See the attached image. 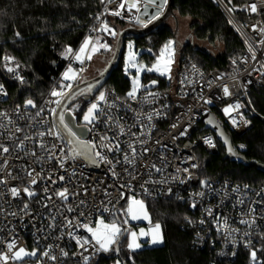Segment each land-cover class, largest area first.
I'll return each instance as SVG.
<instances>
[{
    "label": "built area",
    "instance_id": "2783aa9c",
    "mask_svg": "<svg viewBox=\"0 0 264 264\" xmlns=\"http://www.w3.org/2000/svg\"><path fill=\"white\" fill-rule=\"evenodd\" d=\"M216 1L231 18L242 42V53L225 69L207 70L182 54V44L172 76L162 83L145 84L134 97L114 88L103 89L95 98V119L90 124L77 122L88 127L87 137L79 140L92 148L93 164L80 155L73 158L55 122L59 104L76 83L71 87L54 84L40 104L28 105L27 101H8L0 78V144L9 149L7 153L0 150V180L4 181L0 183V264H115L108 258L118 256L117 245L129 229L123 219L126 202L168 196L190 205L186 223L192 230L193 247L211 248L216 264L233 263L242 250L250 253L247 263H255L251 252L264 244V183H244L229 177L204 179L197 150L220 153L216 134L201 129L208 112L237 136L251 128V115H259L250 96L254 87L264 86V0L246 1L243 20L237 19L222 0ZM133 3L136 7L130 8ZM143 3L102 0L88 37L99 44L117 40L119 21L127 27H145L149 21L139 16ZM120 4L125 7L121 9ZM116 11L120 15L112 14ZM104 24L108 30H104ZM5 57V71L22 82L20 71ZM87 64L72 63L81 68V74ZM225 86L229 94H225ZM53 90L62 95L53 96ZM101 93L103 100L99 99ZM237 104L241 107L236 108ZM226 108L230 109L228 113ZM233 146L241 151L245 143ZM97 152L106 159L101 160ZM33 178L36 184L30 183ZM13 187L20 190L16 197L10 191ZM26 187L35 195L29 197L23 191ZM65 189L67 199L57 195ZM100 220L121 224L116 242L107 251L82 226L95 230ZM141 237L151 240L150 236ZM12 242L15 247L10 250ZM20 248L36 255L17 260L14 253Z\"/></svg>",
    "mask_w": 264,
    "mask_h": 264
},
{
    "label": "trees",
    "instance_id": "16d2710c",
    "mask_svg": "<svg viewBox=\"0 0 264 264\" xmlns=\"http://www.w3.org/2000/svg\"><path fill=\"white\" fill-rule=\"evenodd\" d=\"M102 0H0V78L8 94V101L24 103L31 100L40 104L51 87L57 84L69 64L64 55L68 48L76 50L88 37L94 13ZM233 15L245 19L243 7L248 0H222ZM174 10L180 16L193 19L190 25L193 36L208 43L221 42L223 51L212 55L195 47L191 42L183 44L182 54L191 57L204 69H225L231 60L242 53L243 46L238 33L216 0H174ZM124 26L125 23L119 21ZM175 36L167 24L148 35L135 37L137 47H149L152 54L144 52L141 59L152 63L163 45ZM111 41V39H110ZM8 56L11 64L24 77L22 82L13 80L3 66V57ZM122 57L111 76L83 104L76 120L91 101L106 88H114L126 94L130 87L129 76L122 68ZM154 77L144 74L143 80ZM164 79L159 81L162 83ZM251 103L259 115H251V128L241 136L228 128L233 143L244 142L241 153L249 160L264 164V86L252 89ZM73 103L69 106L71 108ZM263 118H262V117ZM225 149L220 143V153L211 154L203 148L197 150L202 178L229 177L250 184L264 183V170L257 166H245L224 158ZM150 216L163 228V243L132 253L126 247L125 237L119 242L118 253L123 264H216L211 248L197 249L191 245L192 230L186 218L190 205L186 201L168 196L161 200H147ZM254 264H264V244L256 249ZM108 258V262L112 260ZM250 253L240 251L231 264H248ZM220 264V263H217Z\"/></svg>",
    "mask_w": 264,
    "mask_h": 264
},
{
    "label": "rangeland",
    "instance_id": "374dc122",
    "mask_svg": "<svg viewBox=\"0 0 264 264\" xmlns=\"http://www.w3.org/2000/svg\"><path fill=\"white\" fill-rule=\"evenodd\" d=\"M228 19L232 23L231 18L228 17ZM192 22H193V19L191 17L180 16L178 13H177V18L170 17L166 21V24L175 31V36H173L172 38L169 39V40L174 41V45H173L174 53L172 56V62L168 65V70L165 71L164 75H161V72L156 71V70L147 71L149 64H148L147 60L141 59V54L144 52L152 54V51L149 47H137L135 38H127L125 40L124 48H123V57H122V68H123L125 75L129 76V81H130V87L127 91V94L133 90L134 80H136L137 78H138V85L139 86L137 88L136 93L145 84L146 85H149V84L157 85L160 82L159 81L160 79L170 78L172 76L174 65L177 61L178 47H180V45H182L186 42H191L195 47H198L202 50H205L212 55H216L219 52L223 51L224 45L221 42H215V43L211 44V43H208L207 41L199 40L196 37H194L193 31L190 28V25ZM125 27H127V26L121 25V27H119V31L123 30ZM115 32H117V31H115ZM87 38H89V37H86L85 39H87ZM85 39L82 41V43L79 45V47L76 50H72L71 53H67V54H65L66 52L64 53V55L69 59V61L71 60V63H69L68 66L66 67V69L63 71L58 83L56 84L57 86H67V85L72 86L73 82L78 84L81 81L95 77L101 71H103L105 69L108 62L111 60L113 53H114L116 40L111 42L110 39H108L107 42L104 43V44L108 45L107 49L100 47L101 44H99V43H95V42L93 43L92 39H91V43L88 46L87 50L85 51V53L81 54V58H82L83 62H81L80 60H77L75 58V56H76L77 52L79 51L81 45L84 43ZM164 45H163V47H164ZM93 46L97 47L99 50L93 52L92 51ZM161 49L158 51L156 56L154 58H152V67H153V65L156 64L157 57L160 55ZM89 56H91L90 59L88 58ZM85 61H88V64H87V67L85 68L84 72L81 74V68L79 69V68L74 67L72 65V63H77L80 66H83ZM141 66H143V67H141ZM69 67H71V69L73 70L72 73H70L69 75L74 76V78L64 79V74H65V72L68 71ZM152 67H150V68H152ZM146 72H149V74L153 75L154 77H152L151 79H149L147 81H144L143 77H144V74ZM153 81H156V83L153 84L152 83ZM91 93H92V91H89L88 95ZM82 104H83V99H78V100L73 102V106H71V108H69V109L76 116V113L79 112ZM93 104H95V98L93 99V101L90 102L88 108L81 115V121L86 123V124H90V123L88 121H86L84 119V117L88 113L89 108H91V106ZM93 116H94V113H93ZM131 200H133V199H130L129 201L126 202L127 214L123 217L124 224L129 225V229H128L126 237H125V243H126V247H127V250L129 252L130 257H131L133 252L138 251V250L144 248L145 246H153V245H159V244L163 243L162 242V243H158V244H151L150 241H146V240L142 239V237L139 235L141 230L145 231L146 229H148L150 227V225H156L157 222H154L150 216V211L148 208L147 200L135 199L137 201L143 202L144 212L147 213V217L145 218L143 212H138L137 214L139 215L140 218L133 219L132 214H130L128 212V208H129V204H130ZM113 223H115L118 227H120V225H121L117 220L111 222V224H113ZM161 231H162V235H163L162 225H161ZM131 233H136L137 242L141 245L140 248L129 249L128 244L131 240ZM110 245H108V248L110 247ZM111 261H113L115 264H123L122 258L120 256L113 257Z\"/></svg>",
    "mask_w": 264,
    "mask_h": 264
},
{
    "label": "water",
    "instance_id": "95a60500",
    "mask_svg": "<svg viewBox=\"0 0 264 264\" xmlns=\"http://www.w3.org/2000/svg\"><path fill=\"white\" fill-rule=\"evenodd\" d=\"M143 2H144L143 6L139 11V16L151 22H149L145 27L142 28L128 26L125 27L123 30H121L116 40L113 56L111 60L108 62L105 69L95 77L81 81L78 84H75L73 87H71L55 112V122L57 124V127L60 133L62 134V136L64 137V139L69 144L72 153L73 150H75L77 153L87 152V155L90 156L91 159L86 158L85 155H80V156L83 157L90 164H93L92 161L94 160V154L92 148L87 143L79 140V138L85 139L87 137L88 127L86 125H79L77 123L76 117L69 109V106L72 104L76 93H78L80 90L86 87H92L93 88L92 92L94 93L111 76L113 71L118 67V64L120 62L123 53L124 43L127 38H135L137 36L148 35L154 31H157L162 26L166 25V21L168 20V18L170 17L177 18V13L174 10V0H167V3L164 5L163 9L161 10V14L156 19H152V17L158 11V5L161 3V0H143ZM90 98H91V94L90 96H87L85 99L89 100ZM61 113L64 116V124L68 125V128L71 129V132H74L76 134L75 136H72L69 133L68 129H66L62 124H60L59 114ZM202 122L204 123V125L201 127V129L212 130L216 134V137L220 141L221 145L224 147L225 149L224 158H227L232 162H235L237 164H242L245 166L255 165L257 166L258 169L264 170L263 163L255 159H251V160L247 159L244 154H242L240 151L234 148L231 135L228 134L225 128L215 119L213 112H208L206 115H204V117L202 118ZM225 140H227V143H225ZM79 142H83L84 145L88 146V148L80 146ZM230 148L232 149V152L229 151ZM88 149H90V151ZM233 153H235V155ZM125 235L126 234H124L123 238L125 237ZM118 246L119 243L116 248V254L119 256Z\"/></svg>",
    "mask_w": 264,
    "mask_h": 264
},
{
    "label": "snow or ice",
    "instance_id": "6c2138e0",
    "mask_svg": "<svg viewBox=\"0 0 264 264\" xmlns=\"http://www.w3.org/2000/svg\"><path fill=\"white\" fill-rule=\"evenodd\" d=\"M167 3V0H161V3L158 5V11L156 12V14L152 17V19H156L160 14H161V10L163 9L164 5ZM119 7L122 9L125 7L124 4H120ZM130 8L132 7H136V4L133 3L132 5L129 6ZM251 9L252 11H256V6L255 5H251ZM231 10V9H230ZM114 15H120V12L119 11H116L114 13H112ZM151 22V21H149ZM103 28L104 30H108L107 28V24H104L103 25ZM113 35H115V33H112ZM91 43V37L85 39L84 43L81 45L79 51L77 52L75 58L77 60H80L81 62L82 61V58H81V54L85 53V51L87 50L88 46L90 45ZM173 45H174V41L172 40H169L165 45L164 47L161 49L160 51V55L157 57V62L155 65H153L152 68H148L147 71H160L161 72V75H164L165 74V71L168 70V65L172 62V56H173V53H174V49H173ZM100 47H103L105 49L108 48V45L107 44H101ZM99 49L95 46L92 47V51L95 52V51H98ZM249 51H252L251 47L249 48ZM72 52V49L71 48H68L66 50V53H71ZM89 59L91 58V56L88 57ZM253 58H254V55H253ZM6 60H10L12 58L10 57H5ZM143 67V66H141ZM163 69V70H162ZM9 71H12L11 68L8 69ZM72 69L71 67H69L68 71L65 72L64 74V79H72L74 78V76H70L69 74L72 73ZM153 84L156 83V81H153L152 82ZM138 78L136 80H134V87H133V90L131 92L128 93L129 97H134L135 96V93L137 91V88H138ZM67 87H71V85H67ZM0 91H3V86L0 85ZM224 92L225 94H229V90L228 88L225 86L224 88ZM6 94V93H5ZM52 95L53 96H58V95H62V93H59L57 92L56 90H53L52 92ZM100 100H103L104 99V93H101L100 94V97H99ZM28 105H32L33 102L31 100H28L26 102ZM57 103H59V101H57ZM231 107V106H230ZM236 108H239L241 107V105L237 104L235 105ZM97 108V105L96 104H93L91 106V108H89L88 110V113L85 115L84 119L86 121H88L89 123L92 122L93 119H95V117L93 116V113L94 111L96 110ZM55 111V110H53ZM225 113H228L230 111L229 108H226L224 109ZM150 119V117H149ZM59 122L60 124H62L66 129H68L69 133L72 135V136H75L76 134L74 132H71V129L68 128V125L67 124H64V116L63 114H59ZM233 123H235V120L233 121ZM245 123H247V121H245ZM17 131H20L19 128H17ZM121 131L123 132V129H121ZM40 135H44V133H41ZM58 135V134H57ZM102 139H105V138H102ZM206 143H209L211 145V141L208 140L206 141ZM225 143H227V140H225ZM80 146H83L85 148H88L87 145H84L83 142H79ZM21 147H23V142H21L20 144ZM92 147H95V145H93ZM118 145H117V149H118ZM241 147H243V145H241ZM0 150H2V152L4 153H7L9 151V149L7 147H5L4 145L0 144ZM90 151V149H88ZM111 150V149H109ZM230 152H232V149L230 148L229 149ZM135 152V149H133V153ZM85 155L86 158L88 159H91L90 156L87 155V152H82V153H77L75 150H73V158H75L76 155ZM235 155V153H233ZM97 156H100V159L101 160H104L106 159L104 156H101L99 152L96 153ZM128 157L125 156V160H127ZM93 163H95V161L93 160L92 161ZM61 167H63V161H61ZM29 176H32L33 173L32 172H29L28 173ZM59 179L63 180V177H59ZM4 181L0 180V183H3ZM31 184H36L37 181L35 178H33L30 182ZM11 191V194L13 197H16L19 195V189L13 187L10 189ZM23 191L25 193H27V195L29 197L35 195V193L33 191H31L28 187L24 188ZM45 191H47V189H45ZM67 189H65L64 191H61V192H58L57 195L60 196L61 198L63 199H67ZM24 208L27 209L28 208V205L25 204L24 205ZM71 210V209H70ZM107 210V209H105ZM210 211V210H209ZM128 212L130 214H132V218L133 219H138L140 218L139 215L137 214L138 212H143L145 218L147 217V213L144 212V205H143V202L142 201H137L135 199L131 200L130 201V204H129V208H128ZM13 215H15V213H13ZM69 223H71V221H69ZM242 223H247L246 221H242ZM83 227L87 228V230L92 233V236L93 238L97 241V243L100 244V247L102 249H104L105 251L108 250V245L110 244H113L116 242V237L118 236V234L120 233V228L115 224H105L103 220H100L98 221V226L97 228L94 230L90 227H88L87 225H82ZM140 236H150L151 237V240H150V243L151 244H158V243H162L163 242V235H162V231H161V225L159 223H157L153 229H150L149 232H144L143 230H141L140 232ZM79 243V241H77ZM87 242V241H85ZM9 249L11 250L12 248L15 247V243L12 242L8 245ZM128 247L129 249H138L141 247V245L137 242V237H136V233H131V240L128 244ZM64 255H67V253H63ZM22 255L23 256H34L36 255V252L33 251V252H26L25 249L23 248H20L18 251H16L14 253V258L19 260L22 258ZM45 256L48 255V252H45L44 253ZM251 256H252V259L253 261H255V258H256V252L255 251H252L251 252ZM5 259V261H7L8 257L7 256H4L3 257ZM51 259L55 260L56 257L55 256H52L50 257ZM87 259V258H85Z\"/></svg>",
    "mask_w": 264,
    "mask_h": 264
},
{
    "label": "flooded vegetation",
    "instance_id": "af4514ba",
    "mask_svg": "<svg viewBox=\"0 0 264 264\" xmlns=\"http://www.w3.org/2000/svg\"><path fill=\"white\" fill-rule=\"evenodd\" d=\"M93 88L92 87H86L82 90H80L78 93H76V95L74 96L73 102L78 100V99H84L87 96H90V94L88 95L89 91H92ZM72 102V103H73Z\"/></svg>",
    "mask_w": 264,
    "mask_h": 264
}]
</instances>
